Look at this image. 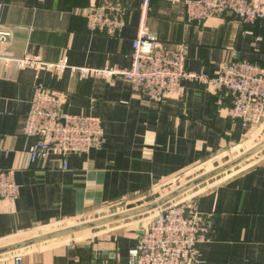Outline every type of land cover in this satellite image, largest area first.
<instances>
[{"label":"crops","instance_id":"obj_1","mask_svg":"<svg viewBox=\"0 0 264 264\" xmlns=\"http://www.w3.org/2000/svg\"><path fill=\"white\" fill-rule=\"evenodd\" d=\"M118 1L124 23L107 34L88 29L92 0H0V27L11 31L9 41L0 44V169L13 172L19 189L13 201L0 198V242L137 202L174 177L264 135V119L252 128L232 119L230 95L203 81L184 79L180 98L158 103L133 93L123 79L16 67L8 60L29 53L47 63L65 59L73 67H127L144 14L161 45L186 46L189 72L213 76L234 53L264 68V18L245 24L211 16L188 23L185 0H149L145 11L143 0ZM37 85L62 95L64 114L98 117L102 147L67 155L66 169L58 155L31 161L36 139L26 137L23 127ZM201 186L181 201L196 211L208 235L188 264H264V147L243 167ZM151 217L125 218L79 241L28 246L21 256L42 264H127ZM15 254H0V264H13Z\"/></svg>","mask_w":264,"mask_h":264},{"label":"built area","instance_id":"obj_2","mask_svg":"<svg viewBox=\"0 0 264 264\" xmlns=\"http://www.w3.org/2000/svg\"><path fill=\"white\" fill-rule=\"evenodd\" d=\"M95 3L86 13L90 31L111 34L124 23L125 10L118 0H92ZM149 0H143L145 11ZM188 23H203L211 16H232L245 24H254L264 18V0H185ZM11 31L0 27V44H6ZM234 58L215 75L189 72L185 67L186 46L167 48L145 24L144 14L132 40L130 63L127 67L82 68L69 66L65 59L47 63L37 56L25 53L8 59L16 67L44 68L63 72L66 69L86 77L123 79L135 94L163 102L180 98L182 81L195 79L208 83L214 90L226 91L231 97L228 116L246 127L258 126L264 119V68ZM62 95L37 85L27 112L23 134L36 139L29 149L31 161L47 159L50 155L62 157L88 153L100 149L105 141L101 120L93 115H68L61 111ZM19 193L11 170L0 169V198L13 201ZM148 227L129 250L127 264H188L195 259L200 243L207 240V229L199 222L196 211L182 202L169 201L158 207ZM13 264H42L25 262L15 254Z\"/></svg>","mask_w":264,"mask_h":264},{"label":"rangeland","instance_id":"obj_3","mask_svg":"<svg viewBox=\"0 0 264 264\" xmlns=\"http://www.w3.org/2000/svg\"><path fill=\"white\" fill-rule=\"evenodd\" d=\"M261 134H264V133H261ZM263 138H264V135H259V136H257V140H253V142L251 141V142H249L246 145L244 144L243 147L236 149V151H234L228 157L222 158L221 160H217L216 162H213V163L211 162V163L196 167L194 169H191L189 171H186L185 173H182V174L174 177L172 180H170L166 184H164V185H162L160 187H157L155 189V191L153 193H151L150 196L145 197V198H143V199H141V200H139L137 202L126 203L124 201V202H122V203H120L118 205L113 206L112 208L107 209L106 211L100 212V213H98L96 215H93V216H90V217H87V218L74 219L73 221H68V222H64V223H58L56 225H51V226H47V227H44V228H41V229L30 231L28 233L16 235L14 237H11V238H8V239H6L4 241H1L0 242V246L12 244V243H15V242L27 239V238L39 236L41 234L52 232V231H55V230H58V229H62V228H66V227H70V226L79 225V224H83V223H86V222L94 221V220H97V219H101V218H104V217L111 216L113 214L123 213V212L129 211V210H131L133 208H137V207H141V206H144L146 204H149L152 201H156L159 198L164 197V196H166L167 194H169V193H171L173 191H176L177 189H179V188L183 187L184 185L190 183L194 179H196V178H198V177H200V176H202V175H204V174H206L208 172H211V171H213L214 169H216L218 167H221L222 165H224L225 163L229 162L230 160L238 157L241 154L240 152L242 150H245L246 148L249 149V147L250 148L254 147ZM252 157H254V155L249 157L248 159L240 162L238 165H236V166H234V167H232V168H230V169H228V170H226V171H224V172H222V173H220V174H218V175L206 180L207 183H208V181H211V180L213 181V180L219 179L220 177H223L226 173L234 172L237 169L243 167L244 165H246L248 163V161H250L252 159ZM206 181H204V182L206 183ZM204 182H202V183H204ZM202 183H200V184H198V185H196V186H194L192 188H189L186 191L180 193L178 196L173 198L171 201L172 202H180L181 203V201L183 199H185L187 195L191 194L196 189L202 187L201 186ZM157 210H159V208H156V209H153V210H151L149 212L144 213V216L153 215ZM128 218H131V217H128ZM128 218H126V219H128ZM121 220H123V219H121ZM118 221H120V220H118ZM115 222H117V221H115ZM111 223H113V222H111ZM111 223H108V224H111ZM108 224H105V225H108ZM105 225H101V226L90 228V229H86V230H83V231H80V232H75V233H71V234L64 235V236H61V237H57V238H54V239H50V240H47V242L52 241V240H59V239L60 240H76V241L83 240L84 239L83 237L87 236L88 234H90V233H92L94 231H97L98 229L103 228ZM41 243H43V242H41ZM25 248L17 249V250H15V253L21 254L24 251Z\"/></svg>","mask_w":264,"mask_h":264},{"label":"water","instance_id":"obj_4","mask_svg":"<svg viewBox=\"0 0 264 264\" xmlns=\"http://www.w3.org/2000/svg\"><path fill=\"white\" fill-rule=\"evenodd\" d=\"M264 147V138L257 143L254 147L244 151L243 153H241L238 157L230 160L229 162L225 163L224 165H222L221 167H218L216 169H214L211 172H208L196 179H194L193 181H191L190 183L184 185L183 187L177 189L176 191H173L169 194H167L164 197L159 198L156 201H152L149 204H146L144 206L141 207H137L134 209H131L129 211L123 212V213H119V214H113L111 216L108 217H104L101 219H97L94 221H90V222H86L83 224H79V225H74V226H70V227H66V228H62V229H58L52 232H48L45 234H41L39 236H35V237H31V238H27L12 244H8V245H4V246H0V254L3 253H7V252H11V251H15L17 249L20 248H25L31 245H35L41 242H45L47 240L50 239H54L57 237H61L64 235H68L71 233H75V232H80L86 229H90V228H94V227H98L101 225H105L111 222H115L121 219H125L128 217H132V216H136L139 214H143L146 212H149L153 209H156L162 205H164L165 203L171 201L173 198H175L176 196H178L180 193L186 191L189 188H192L236 165H238L240 162L248 159L249 157L253 156L254 154H256L259 150H261Z\"/></svg>","mask_w":264,"mask_h":264}]
</instances>
